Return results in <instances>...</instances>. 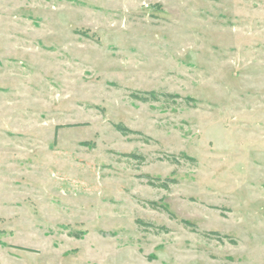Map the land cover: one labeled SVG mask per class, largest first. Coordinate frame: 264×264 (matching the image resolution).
<instances>
[{
  "label": "rangeland",
  "instance_id": "1",
  "mask_svg": "<svg viewBox=\"0 0 264 264\" xmlns=\"http://www.w3.org/2000/svg\"><path fill=\"white\" fill-rule=\"evenodd\" d=\"M0 264H264V0H0Z\"/></svg>",
  "mask_w": 264,
  "mask_h": 264
},
{
  "label": "trees",
  "instance_id": "2",
  "mask_svg": "<svg viewBox=\"0 0 264 264\" xmlns=\"http://www.w3.org/2000/svg\"><path fill=\"white\" fill-rule=\"evenodd\" d=\"M135 99H138V100H141V101H144V102H148V101H153V100H158V94L157 92L155 91H142V92H138V93H132L131 94ZM163 95L169 97V98H174V97H178L177 94H170V93H164ZM186 99H189L191 100V98H186ZM115 127L118 131H120L122 134L124 135H128L130 133H139L135 130H132L130 128H128L127 126H125L123 123H118V124H115ZM150 184L152 185H160L162 187H168L167 183L166 182H160V184H157V182H154L152 180H150L149 182ZM183 223L185 224L186 227H189V226H193L195 227V224L187 221V220H183ZM161 229H165L164 231H167V228L164 227V226H161L160 227ZM213 233L219 235L220 233L217 232V231H214Z\"/></svg>",
  "mask_w": 264,
  "mask_h": 264
}]
</instances>
